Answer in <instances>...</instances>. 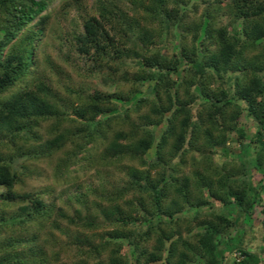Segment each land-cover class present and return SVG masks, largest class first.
<instances>
[{
  "label": "trees",
  "instance_id": "1",
  "mask_svg": "<svg viewBox=\"0 0 264 264\" xmlns=\"http://www.w3.org/2000/svg\"><path fill=\"white\" fill-rule=\"evenodd\" d=\"M53 1L0 0V206H16L14 212L0 213V233H18L3 242L0 264L63 259L60 250L48 253L37 244L52 210L37 193L18 192L16 185L21 175L32 172L27 159L51 158L66 148L56 160L62 173L69 174L81 153L88 169L125 167L128 177L123 188L100 191L95 215L76 211L71 216L58 209L66 224L93 230H81L70 242L78 262L222 264L234 250L240 258L229 264H258L248 246L254 241L239 244L237 239L255 213L261 214L264 236V185L258 178L264 177V0H228L225 5L200 0L191 7L185 0H130L146 24L118 13L117 27L111 25L114 12L99 0L98 15L87 17L74 35L79 52L115 78L121 70L117 82L132 86L113 93L122 103L145 81H153L148 91L154 98L138 96L120 112L112 95L70 84L60 88L53 74V81L48 79L46 68L36 72L38 32L75 2L58 0L51 6ZM220 6L228 22H219ZM155 21L159 30L182 31L172 56L162 53L156 27H151ZM232 24L237 27L229 33ZM129 58L132 72L122 64ZM179 69L180 78L174 76ZM242 114L253 120L251 135ZM47 121L43 137L41 124ZM230 132L237 135L238 150L218 163L213 149L224 148ZM152 147L154 154L145 159ZM186 163L193 166L187 172ZM207 196L220 203L219 211L205 209ZM187 208L193 215H183ZM125 244L130 255L123 251Z\"/></svg>",
  "mask_w": 264,
  "mask_h": 264
},
{
  "label": "rangeland",
  "instance_id": "2",
  "mask_svg": "<svg viewBox=\"0 0 264 264\" xmlns=\"http://www.w3.org/2000/svg\"><path fill=\"white\" fill-rule=\"evenodd\" d=\"M75 2L69 6L68 9L59 10L58 14L53 17L48 24L42 29V32L39 33V43L36 48L35 56L36 62L38 65L37 70L47 69L48 79L52 78L53 75L55 79H58V83L62 86L74 85V87H82L86 89L87 92H100L105 95H112L110 99L116 105V111H122L124 104H132L138 96H147L149 98H154V94L148 91V86L152 85L153 81H145L141 84L138 90L134 93L131 99L127 102L120 101L115 98L113 93L115 91L128 92L132 87L131 82L122 81L121 83L117 82V79L120 76L121 70L116 72V78L107 68L98 69L93 66L92 61H90L86 56L79 52L74 35H77L83 30V22L89 16H97V4L99 0H74ZM107 2L108 6L112 9L113 18L111 22L113 27H117L116 16L118 13H125L129 18H138L139 24L145 25L146 21L142 18L139 11H133L130 4V0H103ZM187 5L192 6V2H200V0H185ZM228 0H223L222 5ZM58 5V0H54L51 6ZM171 4L168 6L170 7ZM57 7V6H56ZM203 6L200 5L197 8V15L202 13ZM225 9L224 6H220L216 9L217 14L220 15L219 22H228L226 15H223L221 10ZM141 12V10H140ZM151 27H156L155 31L158 33L156 36H159L160 39L156 38L159 41V45L162 47V53L167 56H172L174 53H177L178 40L179 36L182 33L181 29L176 28L173 33L171 31H166L165 28L159 30L157 28L158 22L155 21L151 23ZM230 25V24H228ZM149 26V25H148ZM108 29V25L106 26ZM235 24H232L228 27L229 33L233 31L232 28H236ZM110 28V26H109ZM240 29V27H239ZM113 29H111V32ZM118 32L121 31L118 29ZM132 38V36H127ZM187 42L188 39H187ZM197 43V42H196ZM197 46L198 43H197ZM128 65V70L132 72L133 64L131 58L125 60ZM181 68V66H180ZM38 73V72H37ZM50 73V74H49ZM53 74V75H52ZM175 77H181L180 69L174 74ZM242 123L246 125V132L248 135H251L254 131L253 120L250 116L242 114L240 116ZM49 125V121L43 122L41 124V133L45 137V129ZM237 135L233 132L228 134L227 144L222 147L214 148L212 153L213 158L216 162L222 163L226 158L232 156L231 150H238L237 146ZM67 149V148H66ZM66 149L58 151V157L53 156L34 158L32 160L27 159L28 164L30 165L31 174L29 176H20V180L17 183L16 190L18 192H33L37 193L39 197L43 200V203L50 207L53 215L50 219L44 221L41 224V230L39 231V239L37 244L44 248L48 253L51 251L60 250L63 259L58 263L53 262V264H84L78 262L77 258L74 255L73 250L70 248V242L72 241L73 236L80 234L82 235L81 228L74 227L72 225L66 224V222L57 216L58 209L64 210L68 215L75 216L76 211H79L82 215L85 213L96 214L98 210V203L102 201L100 196V191L102 189L114 191L116 188H123L128 181L126 175L125 167L115 168L114 166L103 167L97 165V167H91L88 169V166H85L86 161L83 160L81 153L77 155L75 159L76 163L69 166V174L65 172H60L56 170V160L60 156H63L61 153ZM195 152V151H194ZM195 158L199 159L200 154L194 153ZM154 154V148L152 147L145 155V159H149ZM126 165L138 166L137 163L132 161H124ZM125 165V166H126ZM184 171H190L193 166L190 163H186L183 167ZM183 170V169H182ZM260 183L264 185V177H258ZM2 189L0 188V191ZM131 194H127V197H130ZM261 201L264 202V188L261 193ZM132 197V196H131ZM102 198V199H101ZM209 205L206 206V210L213 208L215 211L221 209V205L218 201L213 200L208 197ZM104 203V202H103ZM257 212L261 207L256 205ZM16 206H0V213L14 212ZM193 209H185L183 215L190 216L193 215ZM260 213H255V215L249 216L248 220L245 221V227H241L240 235L238 236V243H246L249 241H254L251 243L249 248L252 251H256V256L259 259L258 264H262L264 261V236L261 233L259 220L261 218ZM162 216H155L156 219L161 218ZM98 219H101L100 216ZM167 218L163 217L162 220ZM54 220V222H53ZM43 224L45 227H43ZM259 226V228H258ZM139 227V224L138 226ZM195 229H199L195 227ZM100 230V229H99ZM85 233L90 234L93 230H82ZM234 233V230L231 229L229 234L224 236L225 240ZM18 233L12 234L11 232H1L0 233V249L3 242L7 241L9 237L18 236ZM257 243V244H256ZM259 243V244H258ZM260 247V249L258 248ZM123 251L130 255V246L125 244L123 246ZM240 258L238 252L232 251L226 254L222 260V264H229L234 260ZM132 264V260L130 261ZM86 264V263H85Z\"/></svg>",
  "mask_w": 264,
  "mask_h": 264
}]
</instances>
